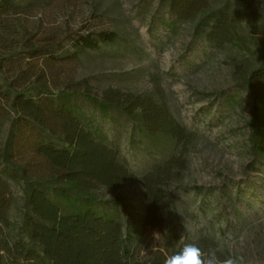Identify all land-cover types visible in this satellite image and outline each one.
<instances>
[{
  "label": "rangeland",
  "instance_id": "obj_1",
  "mask_svg": "<svg viewBox=\"0 0 264 264\" xmlns=\"http://www.w3.org/2000/svg\"><path fill=\"white\" fill-rule=\"evenodd\" d=\"M17 2L23 8L8 18L12 29L0 27V61L12 56L21 59V69L32 71L18 90L36 97L46 81L54 93L67 88L100 99L115 90L161 96L175 120L193 134L186 148L178 149L182 164L172 166L160 182L166 198L160 213L166 227L176 229L181 240L211 237L241 264H264V159L250 152L252 97L244 79L257 66L254 54L233 45L211 47L195 36L196 20L175 21L163 0ZM255 5L264 19L263 0ZM242 20L245 32L264 22ZM99 31H116L117 40L93 51H76L74 39ZM40 47L44 51H36ZM7 82L0 74L4 90ZM78 103L86 123L100 129L137 177L114 188L99 185L95 194L104 200L124 197L143 213L146 200L140 177L169 158L173 147L165 152L151 148L120 110L102 113L83 96ZM11 117L0 125V153ZM22 150L17 159L22 168L33 172L43 166L44 159L29 146ZM34 162L39 163L35 169ZM7 173L0 157V175L8 181L12 198L8 233L20 238L25 235L26 184Z\"/></svg>",
  "mask_w": 264,
  "mask_h": 264
},
{
  "label": "trees",
  "instance_id": "obj_2",
  "mask_svg": "<svg viewBox=\"0 0 264 264\" xmlns=\"http://www.w3.org/2000/svg\"><path fill=\"white\" fill-rule=\"evenodd\" d=\"M163 1L175 21L196 20L195 36L211 47L233 45L254 54L257 66L244 78L252 97L248 138L251 154L264 159V22L252 24L245 32L242 20L264 21L256 0H224L219 6H212L211 0ZM21 8L17 0H0V27L11 30L8 18L18 15ZM117 37L116 31L79 35L74 39L76 51H93ZM30 72V68L21 69V59L10 56L0 61V74L8 81L7 90L0 83V125L13 116L0 157L7 175L24 180L27 208L25 235L14 238L8 233L13 224L9 219L11 190L0 175V264H164L167 256L180 252L185 244H196L205 252L219 249L221 259L230 256L211 237L181 240L176 229L165 225L160 205L166 198L160 182L172 166L182 164L178 149L186 148L193 134L175 120L161 96L115 90L100 99L67 88L54 93L44 81L43 93L34 97L18 90L30 79ZM81 96L102 113L117 109L127 114L156 151L173 147L169 158L140 177L145 188L143 213L124 197L104 200L95 194L99 185L114 188L137 177L100 129L86 123L78 103ZM24 145L44 159L40 169L30 172L18 164Z\"/></svg>",
  "mask_w": 264,
  "mask_h": 264
},
{
  "label": "clouds",
  "instance_id": "obj_3",
  "mask_svg": "<svg viewBox=\"0 0 264 264\" xmlns=\"http://www.w3.org/2000/svg\"><path fill=\"white\" fill-rule=\"evenodd\" d=\"M218 251L219 249H209L205 252L196 244H185L180 252L167 256L164 264H241L238 257L221 259Z\"/></svg>",
  "mask_w": 264,
  "mask_h": 264
}]
</instances>
